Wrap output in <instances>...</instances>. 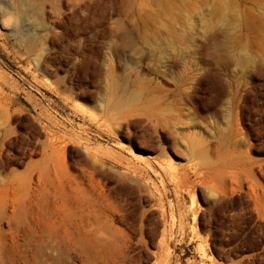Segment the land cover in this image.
<instances>
[{"label":"rangeland","instance_id":"374dc122","mask_svg":"<svg viewBox=\"0 0 264 264\" xmlns=\"http://www.w3.org/2000/svg\"><path fill=\"white\" fill-rule=\"evenodd\" d=\"M0 8V264H264V0Z\"/></svg>","mask_w":264,"mask_h":264},{"label":"bare ground","instance_id":"6f19581e","mask_svg":"<svg viewBox=\"0 0 264 264\" xmlns=\"http://www.w3.org/2000/svg\"><path fill=\"white\" fill-rule=\"evenodd\" d=\"M4 1V0H3ZM2 2V1H1ZM16 2V1H15ZM23 2V1H22ZM19 4H20V2H18ZM18 3H16V4H18ZM2 4H4V3H2ZM13 4V3H12ZM15 4V5H16ZM22 4H24V3H21V5ZM7 5V4H6ZM14 5V4H13ZM9 6V5H8ZM8 8V7H7ZM19 8H20V6H19ZM9 9H10V7H9ZM9 9H8V11H9ZM12 9H13V7H12ZM0 10H2L1 8H0ZM11 11V10H10ZM23 10L21 9V12H22ZM3 12H4V10H3ZM20 12V11H19ZM0 13H1V11H0ZM7 13V12H6ZM9 13V12H8ZM11 13V12H10ZM10 13L8 14V15H10ZM15 13V12H14ZM18 13V12H17ZM23 13V12H22ZM22 13H21V15H22ZM14 15V14H13ZM4 16H5V14H4ZM6 17H7V15H6ZM9 18V17H8ZM12 18V16L10 15V19ZM17 18V17H16ZM18 18H19V16H18ZM14 20V19H13ZM14 23H15V20H14ZM17 24V23H16ZM16 24H15V28H16ZM14 28V27H13ZM17 29V28H16ZM17 32V31H16ZM14 33H15V30H14Z\"/></svg>","mask_w":264,"mask_h":264}]
</instances>
